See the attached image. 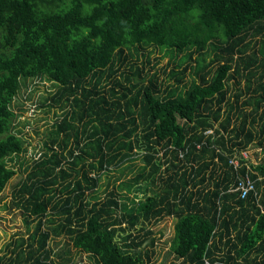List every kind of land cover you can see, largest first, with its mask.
Masks as SVG:
<instances>
[{"label":"trees","instance_id":"1","mask_svg":"<svg viewBox=\"0 0 264 264\" xmlns=\"http://www.w3.org/2000/svg\"><path fill=\"white\" fill-rule=\"evenodd\" d=\"M248 37H261L250 52ZM263 46L264 0H0V193L6 158L25 151L11 105L26 79L58 85L67 107L51 131L59 151L11 192L36 223L5 264H65L49 235L99 264H150L139 233L165 215L177 264H264ZM148 47L174 62L166 83L133 60ZM251 143L255 161L241 154ZM133 155L123 193L96 200L102 174ZM245 173L255 193L241 198L230 189Z\"/></svg>","mask_w":264,"mask_h":264},{"label":"rangeland","instance_id":"2","mask_svg":"<svg viewBox=\"0 0 264 264\" xmlns=\"http://www.w3.org/2000/svg\"><path fill=\"white\" fill-rule=\"evenodd\" d=\"M259 38L261 37L247 38L249 40L247 52H250L252 48L257 49L259 47ZM140 51L145 53L146 56L139 53L137 57L133 58L135 63L142 66L144 72H148L149 75L155 73L159 80H165L166 83L168 69L174 65V62L169 60V56L165 55L164 51L158 47L143 48ZM179 56L180 54H177V58ZM210 58L211 54L206 57V60ZM190 79L191 75L187 74L185 77L186 86L190 83ZM234 79L238 80L239 78ZM234 79L228 81L227 96L230 99L233 98V93L236 91ZM243 83L244 80L240 79V84ZM57 89L58 85L45 78L26 79L25 85L20 87L12 101L11 107L16 113L13 130H19L18 134L23 139L25 151L6 158L8 165L14 168L15 173L0 193V264H5L9 256H12L10 249L17 238L19 236L26 237L36 223L35 219L26 216L19 207L11 204V192L25 178L30 165L40 158L43 152L50 155L52 150L58 152L60 149L56 144L60 137L58 136V138L52 140L51 131L56 127L55 122L60 119L61 114L67 107L66 104L63 107L62 97L60 100L56 99ZM70 146H72L71 141L67 143L63 151ZM245 152L252 161L258 160L262 155L259 147H256L253 143L248 145ZM133 156L134 158L124 163V165L110 168L102 174L98 187L92 194L96 197V200H104L110 192L117 195L123 193L119 188L120 180H128L141 165L140 159L136 155ZM126 164L128 167L125 166ZM87 195L89 197L90 194ZM173 221L174 218L171 216H162L151 221L145 227V229L151 231L149 235L145 236L142 231L139 233L140 238L145 240L144 248L149 253L150 264H177L180 261L169 250ZM149 237L153 239V245L150 244ZM46 245L51 248L49 258L52 260L57 261L59 259L65 264H99L92 256L74 248L66 235L55 237L49 235L46 239Z\"/></svg>","mask_w":264,"mask_h":264},{"label":"built area","instance_id":"3","mask_svg":"<svg viewBox=\"0 0 264 264\" xmlns=\"http://www.w3.org/2000/svg\"><path fill=\"white\" fill-rule=\"evenodd\" d=\"M241 154L242 156L247 157L245 151H241ZM229 162L232 163L233 167L235 168L238 166V159L236 158V156L233 157L231 160H229ZM230 190L237 191L239 197L241 198L244 197L249 191H253L255 193V187H254L253 181L247 173H245L244 175L238 176L234 188Z\"/></svg>","mask_w":264,"mask_h":264}]
</instances>
